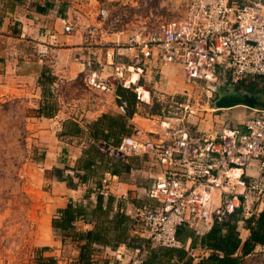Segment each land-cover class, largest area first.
<instances>
[{
	"label": "crops",
	"instance_id": "crops-1",
	"mask_svg": "<svg viewBox=\"0 0 264 264\" xmlns=\"http://www.w3.org/2000/svg\"><path fill=\"white\" fill-rule=\"evenodd\" d=\"M68 2L71 0H0V87L4 95L28 94L39 99V105L43 104L45 99L39 81L47 69L58 82L73 81L80 75H86L87 79L95 73L98 81L103 79L101 70L93 69V66L100 63L107 67L109 47L100 48L96 47L97 42H88L83 26L74 34V28L71 33L65 32L66 24L72 23L66 12ZM44 46L47 53L42 52ZM88 60L92 61V67H88ZM133 79H138L135 87L142 102L152 98L150 89L166 96L190 85L180 66L161 65L156 59L150 60L144 66V73L134 75ZM113 92L116 94V88ZM55 93L53 90L51 101L59 96ZM261 96L264 103V89ZM60 100L53 115L45 117L38 113L33 118L37 137L45 145V153L36 182L40 186L36 185L34 189L39 198H35L31 209L35 212L37 226L31 264L40 257L52 260L50 264H81V247L86 240H79L75 235L88 232H93L97 238L91 246V264H126L135 255L136 247L129 245L136 240V235L147 240L132 226L135 210L143 205H160L156 199L147 196L153 183L145 176L147 171L139 162L149 156H133L120 163L104 150H91L88 125L105 113L120 112L118 105H97L93 110L83 109L72 116L63 110ZM240 107L251 110L244 105L227 109L236 111ZM249 117L244 116L233 128L244 131V122ZM140 119L137 111L129 120L131 136L143 129ZM70 121L81 131L72 132ZM149 129L146 131L153 133ZM89 156H94L95 165L87 171L79 169V160ZM258 164L259 161H253L244 169L245 174L259 175ZM71 204L80 208L83 214L73 223L75 232L59 235L53 228V219ZM255 206L258 214L264 209V202ZM212 225L202 233L185 228L187 232L182 238L192 258L191 264H198L210 255V251L198 245L200 237ZM238 229L244 242L249 230L243 221L239 222Z\"/></svg>",
	"mask_w": 264,
	"mask_h": 264
},
{
	"label": "built area",
	"instance_id": "built-area-1",
	"mask_svg": "<svg viewBox=\"0 0 264 264\" xmlns=\"http://www.w3.org/2000/svg\"><path fill=\"white\" fill-rule=\"evenodd\" d=\"M98 15L104 24L107 10L102 8ZM83 30L91 36L104 33L101 25ZM72 31L73 24L67 23L65 32ZM42 52H48L46 46ZM106 59L112 75L125 87L137 84L134 75L144 73L152 59L180 66L190 85L204 83L210 92L248 76L264 79V0H186L180 20L163 23L149 18L125 42L110 45ZM92 64L88 60V67ZM97 76L86 81L96 83ZM118 109L125 113L124 106ZM251 110L244 131L235 128L215 137H192L177 130L170 140L141 139L137 132L115 147L100 143L117 160L148 155L157 168L147 196L160 205L135 210L137 233L155 247L187 250L177 236L180 227L202 233L239 208L245 217L257 213L255 204L264 202V105ZM253 161H259L257 176L244 172ZM146 254L145 246L136 248L126 264H144Z\"/></svg>",
	"mask_w": 264,
	"mask_h": 264
},
{
	"label": "rangeland",
	"instance_id": "rangeland-1",
	"mask_svg": "<svg viewBox=\"0 0 264 264\" xmlns=\"http://www.w3.org/2000/svg\"><path fill=\"white\" fill-rule=\"evenodd\" d=\"M102 8L108 14L104 24L99 23L102 22L98 15ZM185 9L186 0H71L66 3V12L74 28L72 34L80 26L104 27L103 34L91 36L87 32L88 42H97L96 47L100 48H108L117 41L125 42L149 18L163 23L178 21L184 16ZM93 69L101 70L104 76L96 83H88L86 75L73 81H57L53 90L59 96L50 101L54 107L59 108L61 99L63 110L75 116L83 109L93 110L97 105L117 106L113 88L125 84L115 79L109 65L96 63ZM220 89L221 92L246 90L261 95L264 80L248 76L237 84L226 82ZM150 90L152 98L144 102L137 93L138 115L144 126L139 135L141 139L170 140L177 130H186L192 137H215L226 129H234L237 121L252 114L245 107L236 111L217 108L219 92H210L204 83L186 84L182 91L166 96ZM38 103L39 99L28 94L4 95L0 87V264L32 263L37 226L35 212L31 209L35 198H39L34 189L36 185L40 186L36 182L45 153V145L37 137L33 121L38 116ZM149 128L153 133L146 131ZM139 162L147 171L145 176L153 183L158 171L152 160L149 157ZM243 264H264V255L258 251L247 257Z\"/></svg>",
	"mask_w": 264,
	"mask_h": 264
},
{
	"label": "trees",
	"instance_id": "trees-1",
	"mask_svg": "<svg viewBox=\"0 0 264 264\" xmlns=\"http://www.w3.org/2000/svg\"><path fill=\"white\" fill-rule=\"evenodd\" d=\"M56 82V77L48 69L44 70L39 81L45 99L38 109V113L41 116L50 117L58 109L50 102L53 97V85ZM135 89L136 87H132V85L130 87L118 85L116 88V101L118 106H124L125 113H105L88 125L87 128L91 132L92 137L90 140L91 150H103L101 142H105L106 147L108 145L118 146L123 138L131 136L132 126L129 125V120L137 113V105L139 104ZM69 129L72 132L81 131V128L75 125L73 121H70ZM119 161L124 163L122 160ZM95 163L94 156L81 158L79 160V169L87 171ZM100 200L102 201L101 197ZM81 214H83V211L78 207H73L72 204L61 210L59 216L55 217L52 222L56 233L64 235L72 231L75 232L73 223ZM240 221H243L245 227L249 230V236L244 242L238 229ZM185 228L184 226L180 227L177 234L178 238L183 242V233L187 232ZM75 237H78L79 240H86V243L81 247V264H91V246L97 241V238L93 232L76 234ZM130 243L129 246L132 248L146 247L147 254L145 255L144 264L192 263V258L188 255L186 249L151 247V242L141 238L140 235H136V240ZM198 246L210 251V255L203 258L198 264H243L247 257L258 252V248L261 254L264 255V209L258 214L245 217L242 208H239L223 221L215 220L210 230L200 237ZM51 262L53 261L40 257L33 264H50Z\"/></svg>",
	"mask_w": 264,
	"mask_h": 264
},
{
	"label": "water",
	"instance_id": "water-1",
	"mask_svg": "<svg viewBox=\"0 0 264 264\" xmlns=\"http://www.w3.org/2000/svg\"><path fill=\"white\" fill-rule=\"evenodd\" d=\"M238 105H244L251 109L263 106L261 95L251 94L246 90L234 92L232 90L219 91V98L216 100V106L219 109L232 108Z\"/></svg>",
	"mask_w": 264,
	"mask_h": 264
},
{
	"label": "flooded vegetation",
	"instance_id": "flooded-vegetation-1",
	"mask_svg": "<svg viewBox=\"0 0 264 264\" xmlns=\"http://www.w3.org/2000/svg\"><path fill=\"white\" fill-rule=\"evenodd\" d=\"M238 91H242V90H237L236 92H238Z\"/></svg>",
	"mask_w": 264,
	"mask_h": 264
}]
</instances>
